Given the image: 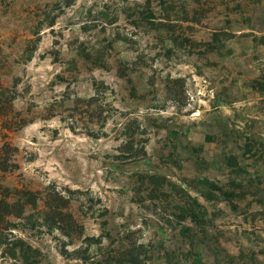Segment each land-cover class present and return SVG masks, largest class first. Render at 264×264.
<instances>
[{
	"label": "rangeland",
	"instance_id": "1",
	"mask_svg": "<svg viewBox=\"0 0 264 264\" xmlns=\"http://www.w3.org/2000/svg\"><path fill=\"white\" fill-rule=\"evenodd\" d=\"M18 189L0 264H264V0H0Z\"/></svg>",
	"mask_w": 264,
	"mask_h": 264
},
{
	"label": "trees",
	"instance_id": "2",
	"mask_svg": "<svg viewBox=\"0 0 264 264\" xmlns=\"http://www.w3.org/2000/svg\"><path fill=\"white\" fill-rule=\"evenodd\" d=\"M215 189L220 190V187L217 185H214ZM19 196L15 201H9L4 198H0V235L3 233L9 231L10 226H15V222L12 220V218H19L21 217L23 211L25 210L26 204H29L31 206L36 205V199L37 195L31 190H17ZM225 196L231 195L230 192L223 191L222 192ZM193 203L199 207L201 205L197 201L196 198H192ZM54 208V207H53ZM56 210L58 208H55ZM58 214L64 216L62 217V221L69 222L68 226H71V224H74V219L72 220V214L70 212H64L62 210L57 211ZM195 210H192L190 212V216L196 217ZM59 221V220H58ZM61 221V220H60ZM60 223V222H59ZM57 224L58 227L68 236L71 237V233H69L63 224ZM10 233V232H9ZM7 242H5V247L8 249L10 255L16 256L17 254L20 255L22 260L30 264L32 260L31 257L33 254L31 252H35L36 248H32L31 245L25 243L21 238H8ZM200 259H197V262L199 263Z\"/></svg>",
	"mask_w": 264,
	"mask_h": 264
}]
</instances>
